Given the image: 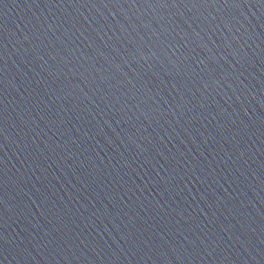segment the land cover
Wrapping results in <instances>:
<instances>
[{
  "label": "water",
  "instance_id": "obj_1",
  "mask_svg": "<svg viewBox=\"0 0 264 264\" xmlns=\"http://www.w3.org/2000/svg\"><path fill=\"white\" fill-rule=\"evenodd\" d=\"M200 264H264V0H237L217 180Z\"/></svg>",
  "mask_w": 264,
  "mask_h": 264
}]
</instances>
